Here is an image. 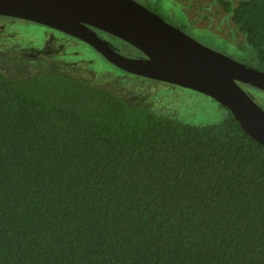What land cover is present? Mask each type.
<instances>
[{
  "label": "trees",
  "instance_id": "trees-1",
  "mask_svg": "<svg viewBox=\"0 0 264 264\" xmlns=\"http://www.w3.org/2000/svg\"><path fill=\"white\" fill-rule=\"evenodd\" d=\"M215 2L244 64L264 72V0ZM10 56L0 264H264V147L226 108L194 124L93 61L31 71ZM9 62L30 76L10 77Z\"/></svg>",
  "mask_w": 264,
  "mask_h": 264
},
{
  "label": "water",
  "instance_id": "water-1",
  "mask_svg": "<svg viewBox=\"0 0 264 264\" xmlns=\"http://www.w3.org/2000/svg\"><path fill=\"white\" fill-rule=\"evenodd\" d=\"M0 16L79 39L126 73L203 94L264 147V110L241 87L264 91V72L201 44L134 0H0ZM95 30L143 57L122 55Z\"/></svg>",
  "mask_w": 264,
  "mask_h": 264
},
{
  "label": "rangeland",
  "instance_id": "rangeland-1",
  "mask_svg": "<svg viewBox=\"0 0 264 264\" xmlns=\"http://www.w3.org/2000/svg\"><path fill=\"white\" fill-rule=\"evenodd\" d=\"M150 11L162 17L167 23L173 26H180L182 32L190 35L191 38L201 44L230 56L238 62L245 63L241 53L237 50L240 45L241 37L237 32H232L228 14L219 6L215 0H134ZM233 5L240 0H229ZM189 23L196 30H191ZM1 45L0 53H4L7 57L15 54L17 46H29L35 49H41L39 41H42L43 28L38 24L8 17H0ZM188 35V36H189ZM111 43L119 47L120 52L131 58L143 57L142 53L136 48L121 41L117 38L111 40ZM23 44V45H22ZM57 48V46H55ZM67 48V49H66ZM121 48V49H120ZM68 56L75 58L77 56L82 60H90L94 62V66L106 69L104 72L107 78L117 82V77L121 82L120 85L131 88L138 93V96L145 97L149 95L165 96V101L156 104L160 109L166 112H173L176 117L183 120H190L192 123L198 122L213 123L218 120V106L209 97L198 92L184 89L172 84L156 82L129 74L120 70L116 66L106 61L96 51L92 50L88 45L76 40H70L65 45ZM19 50V49H18ZM53 50V46L50 49ZM65 51L60 54V60L50 58L49 62H54L57 67H68L69 60H62ZM12 58V57H11ZM14 61V60H12ZM78 61H76L77 64ZM38 64V63H37ZM9 69L6 71L10 77L19 78L30 76L26 74L24 68L18 67L17 63L9 62ZM31 68V69H30ZM38 66H31L29 69L34 71ZM111 72V73H110ZM26 74V75H23ZM117 76V77H115ZM264 110V91L256 88H243ZM135 94V93H134ZM167 115V114H166ZM174 117V116H173Z\"/></svg>",
  "mask_w": 264,
  "mask_h": 264
},
{
  "label": "flooded vegetation",
  "instance_id": "flooded-vegetation-1",
  "mask_svg": "<svg viewBox=\"0 0 264 264\" xmlns=\"http://www.w3.org/2000/svg\"><path fill=\"white\" fill-rule=\"evenodd\" d=\"M144 7H145V5H144ZM38 26L43 28L42 35L40 36V38L42 37V41L41 40L39 41V45L41 46L40 50L39 49L37 50V49L29 47V46H17L16 45V47L19 49V50L17 49V51H19L20 53L22 52V56L21 57L25 61L24 63H26V64L28 63L31 66L34 63H38L37 66L40 67V68H46L48 66H52L53 68H56L57 66H56V64L54 62H51V61L49 62L50 58H53V59H57L58 58V60H60V54L63 51H65L64 54H63V57L61 59L62 60H69V64L71 65L70 60L73 59V58L68 56V53H67V50H66L67 48L65 49V45H67V43H69L70 40H73V41L78 40L80 42H82V41L79 40V39H76V38H74L72 36L66 35V34H64V33L60 32V31H57V30H54V29H51V28H48V27H45V26H42V25H39V24H38ZM175 27L179 28L182 31L180 26L179 27L175 26ZM189 27L191 28V30H196L195 28L192 27V25L190 23H189ZM1 31H2V28L0 26V32ZM95 31L99 35V37H101L104 40H107L119 53H121L120 50H119V47H116L114 44L111 43V40H113L114 37L109 36V35L101 32V31H98V30H95ZM1 39L2 38H0V42L2 41ZM1 43H0V45H1ZM82 43H84V42H82ZM84 44L87 45L86 43H84ZM52 46H53V50L51 51L50 49H51ZM55 46H57V48ZM77 57H79V56H77ZM73 64H76V62H73ZM76 65H79V61L77 62ZM152 81H154V80H152ZM156 82H158V81H156ZM242 86L245 89L246 88H250V87H245V85H242Z\"/></svg>",
  "mask_w": 264,
  "mask_h": 264
}]
</instances>
